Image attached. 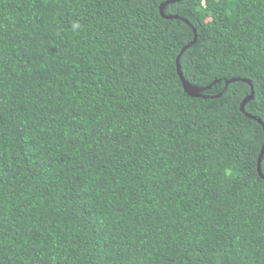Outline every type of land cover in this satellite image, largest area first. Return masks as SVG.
<instances>
[{"label": "trees", "instance_id": "16d2710c", "mask_svg": "<svg viewBox=\"0 0 264 264\" xmlns=\"http://www.w3.org/2000/svg\"><path fill=\"white\" fill-rule=\"evenodd\" d=\"M168 1L0 0V264H264V0Z\"/></svg>", "mask_w": 264, "mask_h": 264}, {"label": "water", "instance_id": "95a60500", "mask_svg": "<svg viewBox=\"0 0 264 264\" xmlns=\"http://www.w3.org/2000/svg\"><path fill=\"white\" fill-rule=\"evenodd\" d=\"M174 2H175V0H170V1L165 2L164 4H162V6H161V15H162L164 18H166V19H180V17L177 16V15H175V16H171V15L167 16V15L165 14V7H166L168 4H170V3H174ZM182 20L185 21V22H187V21L184 20V19H182ZM194 33H195V38H194L193 42H191V43L188 44L185 48H183L182 53H181V54L179 55V57H178V61H177V69H178V74H179V76H180V78H181V81H182V83H183V86H184V90H185V92H186L187 94H189L190 96H192V97H202V93L205 92V91L207 90V88H199V87H196V86L192 85L191 83H189V82L186 80V78L184 77V74H183V71H182V67H181V63H180V59H181L182 55L184 54V52H185L188 48L192 47V46L197 42V40H198L197 31H196L195 29H194ZM233 81H235V80H232L231 82H233ZM231 82H229V83H231ZM247 82H249L250 85L252 86V94H251V95H250V96H249V97L243 102V104H242V111H243V112H245L246 105H247L250 101H252V100L254 99V97H255L254 86L252 85V83H251L250 81L247 80ZM248 115H249V114H248ZM249 116L252 117V118H254V119H256V120H258L259 123L262 124V125L264 126V122H263L261 119H258L257 117L252 116V115H249ZM263 156H264V146H263L262 152H261V154H260L259 164H258V170H259V173H260V175H261L262 177H264L263 174H262V170H261V163H262V158H263Z\"/></svg>", "mask_w": 264, "mask_h": 264}]
</instances>
